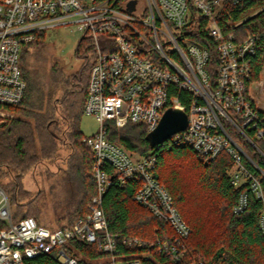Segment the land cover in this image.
<instances>
[{"label": "built area", "instance_id": "2783aa9c", "mask_svg": "<svg viewBox=\"0 0 264 264\" xmlns=\"http://www.w3.org/2000/svg\"><path fill=\"white\" fill-rule=\"evenodd\" d=\"M241 1L0 0V124L13 117L12 107L26 94L24 47L36 31L60 24H73L72 31L92 41L94 58L84 113L99 124L96 133L84 138L93 152L96 182L86 216L56 226L39 223L33 216L14 221L9 195L0 184V264H27L43 254H53L58 264H144L138 257L123 254L118 235L109 229L103 203L113 183L140 182L134 199L175 228L177 243L187 238L190 226L167 187L155 178L156 155L139 154L108 138L110 128L128 124H140L150 132L170 107L186 111L188 125L155 146L156 150L188 144L207 163L225 152L233 160L228 170L231 184L235 188L248 185L264 198L248 164L262 174L264 170L244 147L246 141L264 157V111L251 96L252 60L259 36L249 33L239 40L217 20L225 3ZM130 2H134L131 10ZM198 25L215 41L220 56L215 82L206 69L209 49L189 35ZM183 91L192 96L189 104L180 98ZM247 204L244 189L234 212L241 213ZM81 244L94 245L100 256L84 255ZM124 244L145 245L137 237L126 238ZM174 249L167 242L160 244L163 252Z\"/></svg>", "mask_w": 264, "mask_h": 264}, {"label": "trees", "instance_id": "16d2710c", "mask_svg": "<svg viewBox=\"0 0 264 264\" xmlns=\"http://www.w3.org/2000/svg\"><path fill=\"white\" fill-rule=\"evenodd\" d=\"M251 15V19L242 22ZM200 20L204 25L205 21ZM217 20L239 40L249 33L259 36L252 60L251 82L260 80L264 68V0L225 3L217 13ZM199 28L198 25L189 35L209 49L206 69L215 82L220 56L215 41ZM45 42V30L36 31L35 38L22 52L27 89L23 101L12 107L15 116L0 124V184L9 195L13 217L18 220L33 216L42 223L37 217L39 208L36 206L41 192L33 196L26 189L24 178L41 163L48 166L55 163L63 148H67L63 159L65 170L78 181L80 190H73L69 197L70 210L58 218V224L63 225L86 216L87 205L96 193L94 156L80 127L94 57L88 53L92 41L79 40L76 55L84 58L81 67L71 74L59 72L45 93L24 64L28 52L34 48L39 51ZM86 46L90 49L87 52L84 51ZM191 97L186 91L180 93L185 104L190 103ZM147 135L142 125L128 124L124 128H110L108 138L139 154L156 155L155 178L171 193L191 234L181 243L175 241V228L134 199L140 182L128 181L124 186L113 183L103 206L109 229L118 235L122 253L138 257L144 264H264V198H259L248 185L235 188L231 184L228 170L233 166L232 158L222 152L213 162L207 163L188 144L166 145L156 150ZM244 147L264 170V157L246 141ZM248 165L259 179L264 194V174ZM6 179L9 182H5ZM244 189L248 192L247 207L235 213L233 209ZM128 237H137L145 245L128 247L124 244ZM164 242L175 249L161 251L160 244ZM79 248L91 259L100 256L94 245L81 244ZM181 253L183 256L175 257ZM27 264L58 263L53 254H43Z\"/></svg>", "mask_w": 264, "mask_h": 264}, {"label": "rangeland", "instance_id": "374dc122", "mask_svg": "<svg viewBox=\"0 0 264 264\" xmlns=\"http://www.w3.org/2000/svg\"><path fill=\"white\" fill-rule=\"evenodd\" d=\"M72 26L74 25L60 24L45 29L46 42L44 46L39 51L34 48L26 55L24 64L27 65L38 87L45 93L59 72L65 74L76 72L84 62L83 57L76 55L77 44L82 38V33L72 31ZM87 48L88 46L84 47L85 52L90 50ZM91 50L88 51L90 55L92 54ZM255 82H258V85L254 91L257 92L259 98L261 96L260 100L263 104L264 73L261 74L260 80ZM80 127L84 135L88 136L98 131L99 124L94 116L84 113L81 117ZM66 152L67 148H63L55 163L49 164V166L41 163L24 178L25 187L31 191L33 196L41 192L40 198L36 200V206L39 208L37 217L47 226L58 225V218L70 210L69 197L72 196L71 193L74 189L78 191L80 188L78 181L69 176L65 170L63 159ZM5 182L9 181L6 179ZM81 196L82 193H79L78 197ZM14 221H17V218L14 217ZM79 256L85 262L89 261L80 253Z\"/></svg>", "mask_w": 264, "mask_h": 264}, {"label": "water", "instance_id": "95a60500", "mask_svg": "<svg viewBox=\"0 0 264 264\" xmlns=\"http://www.w3.org/2000/svg\"><path fill=\"white\" fill-rule=\"evenodd\" d=\"M133 4L134 2L129 3L130 10L133 9ZM253 15L247 17L242 22L248 21L253 17ZM187 125V112L179 108L170 107L164 112L158 126L152 131L148 132L147 140L150 142L152 147H155L166 139L170 138L172 135L186 129Z\"/></svg>", "mask_w": 264, "mask_h": 264}, {"label": "crops", "instance_id": "0c3cea01", "mask_svg": "<svg viewBox=\"0 0 264 264\" xmlns=\"http://www.w3.org/2000/svg\"><path fill=\"white\" fill-rule=\"evenodd\" d=\"M263 73H264V68H263L261 74H263ZM259 83H262V82H259ZM257 85H258V82L253 81V83H252V85H251V96H252V98L254 99V101L257 103V105L261 108V110L264 111V103L262 104V103H261V100H260L261 96H260V98H259L258 95H257V92L254 91V90H255V87H256Z\"/></svg>", "mask_w": 264, "mask_h": 264}]
</instances>
